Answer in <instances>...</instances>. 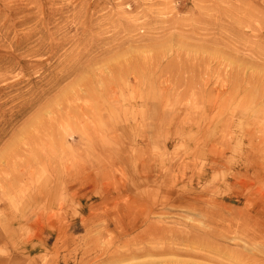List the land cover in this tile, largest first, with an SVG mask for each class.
Returning a JSON list of instances; mask_svg holds the SVG:
<instances>
[{"label": "rangeland", "instance_id": "rangeland-1", "mask_svg": "<svg viewBox=\"0 0 264 264\" xmlns=\"http://www.w3.org/2000/svg\"><path fill=\"white\" fill-rule=\"evenodd\" d=\"M263 17L0 0V264H264Z\"/></svg>", "mask_w": 264, "mask_h": 264}, {"label": "bare ground", "instance_id": "bare-ground-1", "mask_svg": "<svg viewBox=\"0 0 264 264\" xmlns=\"http://www.w3.org/2000/svg\"><path fill=\"white\" fill-rule=\"evenodd\" d=\"M251 17V16H250ZM264 18V17H263ZM242 21V20H241ZM250 21V20H249ZM246 22H248V21H246ZM239 25V24H238ZM248 26V25H247ZM234 32V31H233ZM235 33V32H234ZM240 33V32H239ZM241 38V37H240ZM259 48V47H258ZM254 49V48H253ZM253 56V55H252ZM255 58H257V57H255ZM262 66H264V65H262ZM258 68V67H257ZM257 69H255V71H256ZM260 70H261V66H260ZM261 72V71H260ZM257 73H259L258 71L256 72V74L255 75H257ZM264 73V72H263ZM254 75V74H253ZM252 76V75H251ZM255 77V76H254ZM262 77V76H261ZM256 78H257V76H256ZM264 78V77H263ZM250 79H251V77H250ZM254 79V78H253ZM252 79V80H253ZM257 80V79H256ZM261 96V95H260ZM256 97V96H255ZM244 100V99H243ZM258 103V102H257ZM262 103V102H261ZM263 104V103H262ZM230 127V126H229ZM250 131V130H249ZM248 134V138H249V142H250V136H251V133L250 132H248L247 133ZM261 135V133L259 134V136ZM254 136H256V135H254ZM255 138H257V137H255ZM260 138V137H259ZM262 139H260V140H262V143L264 142V135H263V137H261ZM261 144V143H260ZM258 170V169H257ZM260 175V174H259ZM260 189V188H259ZM263 190V189H262ZM259 193H261V196L262 197H264V193L261 191V192H259ZM137 219V218H136ZM86 220V219H85ZM117 220V219H116ZM144 220V219H143ZM120 221V220H119ZM87 223V222H86ZM109 223V222H108ZM116 223V222H115ZM120 223V222H119ZM141 223V222H140ZM151 224H152V222H151ZM154 224V223H153ZM153 224H152V226H153ZM121 230V229H120ZM146 230V229H145ZM171 230V229H170ZM156 231V230H155ZM157 232V231H156ZM122 233H124V232H122ZM150 233V232H149ZM172 233H173V231H172ZM191 233V232H190ZM145 234V233H144ZM144 234H142V235H144ZM148 234V233H147ZM158 233H156V235H157ZM165 234V233H164ZM168 234V233H167ZM167 234H165V235H167ZM171 234V233H170ZM169 234V235H170ZM142 235L141 236H139V237H142ZM163 234H161L160 235V237H156L154 240H155V242H152V243H154V244H156L157 246H156V250L157 251H167V250H172L174 247H172V245H176V244H180L181 242H183L182 240H183V238H180V237H177V238H175V237H172V236H167V238H164L163 236H162ZM177 235V234H176ZM198 235H200V234H198ZM149 236V235H148ZM186 236V235H185ZM144 238H146L145 236H143ZM153 237H154V235H153ZM152 237V238H153ZM188 237V236H187ZM192 237V236H191ZM199 237V236H198ZM201 237V236H200ZM200 237H199V239H200ZM137 238H138V236H137ZM184 238H186V237H184ZM68 239V238H67ZM143 239V238H142ZM147 239L149 240L150 238H148L147 237ZM194 239H195V237H194ZM147 240V241H148ZM151 240V239H150ZM166 240H168L170 243V247L168 246V248L167 249H165V247L163 246L164 244H166L165 243V241ZM186 240V239H185ZM187 240H189V239H187ZM201 240V239H200ZM142 241V240H141ZM145 241H146V239H145ZM145 241H143V243L142 244H144L145 243ZM167 241V242H168ZM199 241V240H198ZM134 242H135V240H134ZM196 242H197V240H196ZM194 240L192 241V242H189L188 244H190V245H188L187 244V247H189V246H191V247H196L197 246V244L198 243H196ZM147 243V242H146ZM149 243V242H148ZM152 243H149V244H152ZM67 244V243H66ZM141 244V245H142ZM184 244V243H183ZM162 245V246H161ZM182 245V244H181ZM144 246H145V244H144ZM143 246V247H144ZM159 246H161V247H159ZM185 246H186V243H185ZM198 246H200V243L198 244ZM149 247V246H148ZM153 247V246H152ZM177 247V246H176ZM190 247V248H191ZM145 248V247H144ZM186 248V247H185ZM199 248V247H198ZM147 249V248H146ZM146 249H145V251H144V253H146ZM153 249V248H152ZM151 249V250H152ZM143 250V249H142ZM155 251V250H154ZM172 251H175V249L174 250H172ZM185 251V250H184ZM148 252H152V251H148ZM175 252H177V251H175ZM166 253V252H165ZM170 253V252H169ZM172 253H174V252H172ZM154 254V253H153ZM162 254H164V253H162ZM89 262V261H88ZM161 264V263H160ZM164 264V263H163ZM165 264H167V263H165Z\"/></svg>", "mask_w": 264, "mask_h": 264}]
</instances>
